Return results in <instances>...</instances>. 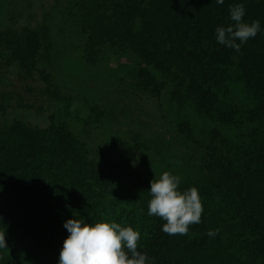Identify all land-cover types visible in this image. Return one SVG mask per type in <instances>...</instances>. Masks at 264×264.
Returning <instances> with one entry per match:
<instances>
[{
	"label": "trees",
	"instance_id": "16d2710c",
	"mask_svg": "<svg viewBox=\"0 0 264 264\" xmlns=\"http://www.w3.org/2000/svg\"><path fill=\"white\" fill-rule=\"evenodd\" d=\"M241 3L261 30L237 52L215 30L234 24L230 7ZM74 14L87 64L128 50L133 60L108 65L101 90L80 96L41 64L39 30L13 12L0 23V264H58L67 219L111 222L120 204L138 210L124 225L139 230L152 264H264V0H76ZM166 89L203 121L207 140L189 119L164 129L148 114ZM108 122L132 142L119 161L76 134ZM139 151L162 169L143 173ZM164 171L203 199L187 235L164 233L165 221L148 215L150 181Z\"/></svg>",
	"mask_w": 264,
	"mask_h": 264
},
{
	"label": "rangeland",
	"instance_id": "374dc122",
	"mask_svg": "<svg viewBox=\"0 0 264 264\" xmlns=\"http://www.w3.org/2000/svg\"><path fill=\"white\" fill-rule=\"evenodd\" d=\"M76 0H0V23L10 24L8 12L17 15L21 24L37 29L42 34L43 51L41 64L46 67L58 82L73 90L80 96H92L99 92L105 83V73L109 67L114 70L124 69L129 65L133 53L125 51L118 54H105L96 65L86 63L80 43L79 30L75 18ZM123 64V65H122ZM119 73L121 71L118 70ZM148 114L156 115L163 123L164 129L175 128L184 119L192 122L195 138L207 140V129L191 109H181L171 101L168 89L161 98L148 102ZM120 106L129 105V100L123 98ZM128 114L135 117L136 110L132 106ZM11 112L8 118L12 119ZM10 121V120H7ZM4 124V123H2ZM93 149L106 153L111 159L122 160L132 146L126 127L108 122L104 126L89 132L76 131ZM133 162L143 173L160 171L155 154L140 153ZM177 165H182V160ZM194 169H192L193 172ZM117 215L113 219L122 226L126 217L138 214V210L129 205H117Z\"/></svg>",
	"mask_w": 264,
	"mask_h": 264
},
{
	"label": "clouds",
	"instance_id": "9594fccd",
	"mask_svg": "<svg viewBox=\"0 0 264 264\" xmlns=\"http://www.w3.org/2000/svg\"><path fill=\"white\" fill-rule=\"evenodd\" d=\"M217 3L222 4L223 0ZM244 15V4L230 7L234 24L216 28L218 43L239 52L243 43L260 32L259 19L249 23L243 19ZM180 182L181 177L169 171L150 181L148 215L165 221L162 231L169 235H187L193 224L201 222L204 212L198 188L181 190ZM64 227L69 235L63 242L58 264H152L147 253L138 250L141 233L132 226H122L115 220L89 224L73 214ZM218 232L219 229H210L207 235L214 237ZM6 248V231L3 230L0 231V249Z\"/></svg>",
	"mask_w": 264,
	"mask_h": 264
}]
</instances>
